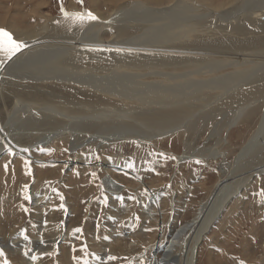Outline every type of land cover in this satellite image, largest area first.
I'll return each instance as SVG.
<instances>
[{
	"label": "rangeland",
	"instance_id": "rangeland-1",
	"mask_svg": "<svg viewBox=\"0 0 264 264\" xmlns=\"http://www.w3.org/2000/svg\"><path fill=\"white\" fill-rule=\"evenodd\" d=\"M113 1L116 3L114 6H112L111 0H83V3H80L79 0H62V3L64 9L69 13H74L72 8L78 9L80 12L91 11L97 18L105 21L113 16L117 5L126 7L132 1L146 3L152 8H160L176 3V0ZM186 1L199 5L205 3L204 6H201L209 10L211 8V10L219 13L221 10V7H219L220 3L227 2L228 0ZM156 10L158 11V9ZM233 10L228 9L227 11H231L230 13H232ZM242 12L244 10L241 12L236 11L234 12L235 14L232 13L237 17V19H233L234 22L246 17L247 13H250L248 11L243 15ZM164 13L166 14V12ZM211 14L213 12L210 11L209 15ZM228 16L226 13L225 19L230 20L231 18ZM40 20L47 22L54 29L58 26L59 20H67L68 22L64 25V29L57 28V30L55 29L56 33L46 34L63 40H67V37L59 36V34L66 32L68 34L71 28L70 24L78 22L82 24L83 22L87 23L90 21H77L71 17H65L61 11V0H0V28L10 32L13 39L21 41L23 44L32 42L33 39L38 37L37 35V37L33 38L32 35L35 34ZM151 21L150 17L148 22ZM92 22L93 20L90 21V23ZM123 22L122 25L125 28L121 29L119 33L116 32V35L111 30L101 27L103 29L100 28L99 37L104 41H113L114 43L119 39L117 47L128 44L120 43L123 41L122 39H138L134 34L138 35L141 32L132 30L127 22ZM164 22L168 23V27L172 26L171 22ZM177 26L174 24L172 30H168L170 33L164 31L161 39L156 41L155 38L153 45H146V50L148 48V50H151L149 54L154 53V55L148 58L151 60L146 59L136 64V66H140L136 67L139 69V72L147 71L146 69L148 68H145V65L159 67L158 69L167 70L166 73L170 74H173L176 66H190V69L188 68L187 70L194 73L191 75L192 77H182L173 80L176 85H179L180 89H186L188 85L195 88L198 87L196 85L198 82H216L217 75L221 74L220 76H222V74L231 73V71H234V67H238V71L246 69H248L246 71H250L252 67H257L253 66V64H246V66L227 65V68L219 69L217 74H215V68L206 65L207 59L202 61V58L204 59L205 52L211 50L216 53L231 54V57H236V53L246 51L250 47H252L251 49L264 48V35L258 38L254 33L246 34V30L243 29L244 33L242 35L228 38L230 40L221 35H219L220 37L217 35L219 38L209 35L208 37L214 39L204 38L199 41L196 40L198 35H195L193 40L191 38L190 42V39L188 41L183 40V34L185 33L183 29L181 32L176 33ZM182 26L184 25L182 24ZM83 27H81L82 30ZM20 32L27 33L26 35L31 37L22 40V35L18 34ZM172 32L173 34H171ZM181 34L183 37L181 36L180 41L176 42L175 35L180 36ZM91 36L93 35L88 32L83 37L84 42L88 41ZM41 37L44 36L41 35ZM214 41L216 43L220 42L219 44H212L215 43ZM252 43L253 45H251ZM195 44H197L196 47ZM129 45L133 44L129 43ZM204 46H208V48L204 50ZM199 47H202V49ZM24 48L22 47L11 58L1 52L0 68L5 69L3 66H7L6 61L13 58L19 60V57L28 55L29 52L27 50L24 51ZM249 54L252 53L248 52L247 55ZM106 57V61L102 59L99 60L100 62H90L96 66H110L112 63L110 62V58L112 60L117 58L112 53L110 55L107 54ZM124 57H127V55ZM173 58H176L175 61L179 63L173 64L171 62ZM164 61L166 62L165 65H163ZM43 62L49 63L48 60H44ZM224 62H230V60ZM26 64L29 63L26 62ZM203 64L205 66H202ZM32 65H35V63ZM46 65L45 67H48ZM51 65L73 66L72 62L67 65H60L57 64V61L51 63ZM126 69L124 67L122 70ZM173 75L176 76L175 74ZM242 75L244 74L237 73L235 76L239 77L234 78V81L238 83L237 79L240 80ZM147 79L152 81L159 78L158 76H150L148 73H146L145 78H137L141 82ZM36 87H41V85L38 84ZM43 87L79 102L99 104L100 107L105 104L108 107L112 106L111 108L113 109H119L122 104H126V101L119 102L116 98H110L107 101L108 98L106 99L103 95L93 92L91 89L75 85L51 83L45 84ZM8 90L12 93H16V90L17 92L21 91L22 96L31 99L33 98L31 97L33 94L34 98L37 95L32 89L31 91H27L16 85L4 87L2 89L4 98L0 97V117L3 120H5V107L10 109L13 103V97L6 94ZM200 90H194V92L200 94ZM239 90L246 91L247 88L245 90L240 89V87L234 88V91L238 92V97L235 98L234 102L229 103L226 102V99L223 100L221 108L217 107L218 110L215 109L217 110L216 112L213 110L210 113L211 115L209 114L210 117L203 120L204 123L201 120L195 127L191 125L192 123H189L188 131L184 130L185 135L178 136L175 134L165 136L164 138L155 140L152 144L125 141L121 144H114L97 150H94L93 146H84L70 153L68 149L69 142L67 140L60 139L56 142L45 144L42 147L30 146L29 140H32L31 137L37 133L34 134V131H30V129L23 130L22 132L14 131L13 137H11L15 142L22 143L23 152H30L34 156L36 155V157L43 158L46 160V163L40 165L29 162L18 152L16 153L11 149H6L0 154V253H2L0 254V264H150L154 253H156L157 258H160L162 255V246L158 250L155 249L156 243L160 238L162 240L167 239L166 237L172 235L179 226L191 221L197 210L198 203L208 197L210 191L215 188V182L221 179L223 181L224 178V181L231 182L230 187L238 185L242 187L238 193L231 197L220 215L210 225L197 248L195 264H264V195L261 194L264 192V172H256L259 168L264 167V150L259 154L260 157L258 156L257 160L253 161L250 158L252 153H255L254 149L256 147L252 148L253 151L249 150L250 152H248L251 155L245 158L246 161L247 159L251 161L247 165L239 166L243 159L240 162L235 158V155L242 150L250 133L256 128V123L259 121L258 117L264 115V102L250 105V107H254L251 108L252 110H249L251 113L248 110L247 113H244V116H246L242 117V121L245 118L247 119V121L246 119L243 121L244 123L240 119L239 123L229 127L226 131L225 129H221L219 134L213 131L214 127L219 128L226 121L230 111H235L242 103L246 104L244 100L251 99L249 102H255L256 100H260V93H264V90H261L259 93L253 91V94L247 95V93L240 92ZM172 97V99H178L176 95ZM239 97L246 99L242 100ZM200 98L202 100H199L201 102L197 106L192 104L189 99L187 101L189 104H192L191 106L200 108V106L207 103L205 101L207 97ZM36 99L42 102L40 98L36 97ZM18 100L20 101V103L18 101L19 108L16 110L18 114L15 115L18 116L19 120H23L24 118L26 120V117L37 112L33 107L23 105V101ZM236 100H240L241 102L238 103ZM54 103L60 105L56 101ZM173 106L174 103L171 107ZM198 109L194 112L199 113ZM170 113L173 117V111ZM197 113L194 116L199 115ZM74 116H70L71 119ZM79 116L81 117L78 118L79 120L85 118L82 114ZM176 116L180 119L184 117H180V115ZM250 118L253 120H250ZM34 119L42 125L40 119ZM71 119L69 118L70 121ZM108 125L110 127L109 123ZM10 126L13 127L14 125L5 124L3 126L4 132L8 133V135L6 134L7 136L13 133V129ZM43 127L42 125V128L39 130H43ZM199 127L201 130L197 131ZM94 129L91 128L89 130L92 133ZM185 138L192 143L188 151L190 154L192 153L193 157L185 161L186 163H176V156L183 154L185 151L183 142ZM222 138L226 139V141L221 143ZM65 141L68 143L67 145ZM219 152L226 153L225 161L228 162L226 165H231L230 169L238 161V167L235 166L237 170L230 175L229 180H226L227 178L221 176L219 172V161L222 159H214V155ZM244 154L246 155V153ZM76 155L78 157L84 156L87 164L84 166L80 162L73 163L71 157ZM50 161L57 162L53 164ZM112 162H115L121 169L119 171L110 169L107 172L99 168L102 164L106 165ZM109 173L117 181L129 187L120 194L108 195L104 190L103 180ZM199 180H203L204 183L198 182ZM155 200L159 203V208L161 207L162 211L160 213H157L158 206L154 202ZM149 209H153L155 211V218L159 221H165L163 222L165 225L160 227L155 221L146 220L145 214H147L146 211ZM76 229H80V231H76ZM194 230L191 229L188 236ZM54 238L56 242L54 244L50 243V240ZM110 256L116 259L110 260ZM157 264L160 263L158 262Z\"/></svg>",
	"mask_w": 264,
	"mask_h": 264
},
{
	"label": "bare ground",
	"instance_id": "bare-ground-1",
	"mask_svg": "<svg viewBox=\"0 0 264 264\" xmlns=\"http://www.w3.org/2000/svg\"><path fill=\"white\" fill-rule=\"evenodd\" d=\"M111 3L113 4L112 6L116 4L113 0H111ZM191 3L193 2H187L186 0H176V3H172V5L170 4L168 6H162L160 8H152L149 7L146 3L137 1L130 2L126 7L117 5V7H115L116 11L113 12V16L110 17V19L107 21L97 18L96 20H93L92 23H90L91 20L87 23L83 22L82 24H80V22L76 24L69 23L71 28L68 31V34L67 32L64 34H59V36L67 37V40L57 39L53 35H46L47 33H56L55 29L57 30V28H60L61 30L64 29L63 27L66 22H68L67 20H59V24L55 29L49 26L47 22H43L40 20V24L38 25L37 30H35V34L32 35L33 38L37 37V35L38 37L36 39H33L32 42L28 44L26 42L24 44L26 45L24 51L27 50L29 54L19 57V60L13 58L12 60L6 61L7 66H3L5 67V69L0 68L1 98H4L2 89H4V87H11L12 85L20 86L22 89L27 91H31L32 89L37 93V95H35V98L34 94L33 96L30 95L31 97H33L32 99L26 96H22L20 90V92H17L16 90V93H12L10 90H8V92L6 93L7 96L9 95L13 97V103L10 109H7V107H5V120L0 117V154H2V152H4L6 149H11L16 153L18 152L29 162L40 165L42 163H46V160L36 157V155L34 156L30 152L24 153L21 147L22 143H17L12 138L14 131L22 132L23 130L26 131L29 129L30 131H34V134L37 133L36 135L31 137L32 140H29L30 146L42 147L45 144L47 145L60 139H64L69 142L68 149L70 150V153L75 152L78 148L84 146H93V149L97 150L106 146L121 144L125 141H134L138 143L142 142L141 144H143V142H146L152 144L155 140L164 138L165 136H171L175 134H177L178 136L185 135L184 130H187L189 123H192L191 125L193 127H195L201 120L202 123H204L203 120H206L208 117H210L209 114L213 110L217 109V107L222 106L223 100L226 99V102L229 103L234 102L235 98L238 97V92L234 91V88L240 87V89L244 90L245 88H247L246 91L239 90L240 92L247 93V95L253 94V91L259 93L261 90H264V48L251 49L252 47L249 46L250 48L248 50L246 49V51L236 53V57H231V54L223 52L216 53L213 50L205 52L204 59L202 58V61L207 59V63L205 64L214 67L215 74H217V71L219 69L227 68V65L246 66V64H253V66L257 67H252V70L250 71H246L248 69L238 71V67H234V71H231V73L224 75L222 74V76H220L221 74L217 75L216 82H198L196 84L198 85V87L196 88L188 85L186 89H180L179 85H176L173 82V80H175L176 78L192 77L191 75H193L194 73L187 70L188 68L190 69V66H176L173 70V74H175L176 76L170 73H166L167 70H160L158 69L159 67L156 68V66H146L145 64L144 67L148 68L146 69L147 71H138L139 69H137L136 67L140 66H136V64H138L140 61L153 57L152 55H154V53L149 54L151 50H148L149 48L146 50V45H153V41H155V38L156 41L161 39L163 37V32L168 31L169 29L172 30L174 24L178 25L176 27V33L181 32V30L183 29V32H185L183 34V40L188 41L190 39V42L191 38L193 40V37L195 35H198V38H196V40L199 41L204 38H210L213 40L214 38L208 37L209 35L213 37L221 35L223 37H226L227 39L233 38L237 35H242L244 33L243 29L246 30V34L254 33L258 38H260L259 36L264 35V0H228L227 2L220 3V5L218 4L219 7H221L219 13L211 10V8L209 10L208 8L203 7L205 3L201 4L203 6L196 3ZM156 9H158V11ZM228 9H234V12H241L244 10V12H242L243 15H245V12L248 11H250V13H247L246 17L240 18L236 20V22H234L233 19H237V17L232 14L234 13L233 11L232 13H230L231 11H227ZM72 10L74 11V13L80 12L75 8H72ZM210 11L213 12V14L209 15ZM164 12H166L167 15ZM226 13L229 15L228 17H230L232 21L231 19H225ZM150 17L152 21L148 22V19ZM123 21L127 22L132 30L141 32L138 35L134 34L138 39L141 40H138L136 38L131 40L122 39L123 41L120 43H132L133 45L128 46L127 44L117 47V42L119 41V39L114 43L113 41H104L99 37L98 33L101 27L111 30V32L113 34L115 33L116 35V32L119 33L121 29L125 28L122 25ZM164 21L171 22L170 24H172V26L168 27V23H165ZM182 24L184 26H182ZM82 26H84L83 30L81 29ZM144 28H146V30H144ZM88 32L93 36H91L88 41L84 42L83 37L87 35ZM20 33L18 34L22 35V40L29 39L31 37L26 35L27 33ZM171 34H173V32ZM41 35H43L44 37H41ZM181 36L182 34L180 36L175 35V41H180ZM219 42H215L212 44H219ZM196 45L197 44H195V47ZM251 45H253V43ZM202 47L199 48L202 49ZM205 48H208V46H204V50ZM248 52H251L252 54L247 55ZM111 53L114 54V56H116L117 58H114L113 60L110 58V62H112L111 64L109 63L110 66H96L95 64L91 63L92 61L97 62L102 59H105L106 61L107 54L110 55ZM253 53L255 54L253 55ZM125 55H127V57H124ZM175 59L176 58H173L171 62L173 64L179 63L175 61ZM44 60H48L49 63L47 64V62H43ZM226 60H230V62H224ZM56 61L57 64L60 65H67L72 62L73 66H52L51 63ZM26 62L29 64H26ZM166 62H168V60H166ZM166 62L164 61L163 65H165ZM188 62H190V60H188ZM33 63H35V65H32ZM197 64L199 65L198 61ZM205 64H203L202 66H205ZM45 65L48 67H45ZM124 67H126L127 69L122 70ZM239 72L244 75L240 77V80L237 79V81H239L237 83L236 81H234V78L239 77L235 76ZM146 73L150 74V76H158L159 79L152 81L147 79L143 80V82L137 80V78H145ZM51 83H65L75 85L77 87H84L93 90V92H97L103 95L106 99L108 98L107 101L110 98H116L119 102L126 101V104H122L119 109H113L111 108L112 106L108 107L105 106V104L104 106L100 107L99 104L95 105L89 102H79L60 93H55L46 87H43L45 84ZM38 84L41 85V87H36V85ZM142 88L146 90L144 91ZM193 89L195 91H199L201 89L200 94L198 92H194ZM174 95H176L178 99H172V96ZM260 95V100H256L255 102H249L251 99L244 100L246 101V104L242 103L241 105H239V107L236 108L235 111H230L228 114V118L226 119L225 117L226 121H224V123L221 124L219 128L214 127L213 131H216V133L219 134L221 129H225L226 131L229 127L239 123L240 119V121H242L244 113H247L251 108L254 107H250V105H254L256 103L258 104V102H264V93L262 92L260 93ZM205 96L207 97L205 99L207 103H202L203 105L200 106V108H195V106L200 104L199 102L201 101L199 100H202L200 97ZM36 97L40 98L42 102L37 100ZM18 99L23 101V105H29L30 107H33L35 110H37V112H34L30 116L26 117V120L25 118L23 120H19L18 116L15 115L18 114L16 111L19 108ZM188 99L192 104L195 105L194 107L191 106V103H188ZM239 99L243 100L246 98L239 97ZM55 101L60 105H56L54 103ZM236 101L238 103L241 102L240 100ZM173 103L174 106L171 107ZM201 107H203V109H201ZM196 109L199 110V113L194 112ZM217 110H215V112ZM172 111L174 114L173 117L170 113ZM249 112L251 113V111ZM196 113L199 115L194 116ZM80 114L84 115L85 118L79 120L78 118L80 117ZM72 115H75V119L72 118L73 120L70 117ZM176 115L184 117H182L183 119H180ZM34 118L41 120L42 125L44 126L43 130H39L42 128V125ZM69 118L71 119V121L69 120ZM258 118L259 121L256 123V128H254L252 133H250V135L248 136L247 140L245 141V145L242 147V150L237 155H235L236 160L241 162V160L243 159L241 165L239 166L250 164V159H252V161L257 160L261 151L264 150V115ZM245 119L243 121H245ZM250 120L253 119L250 118ZM126 122L131 123L126 124ZM108 123L110 124V127ZM5 124L14 125L13 127L10 126L11 129H13L12 135L7 136L8 133L4 132L3 126H5ZM91 128H95L92 133L89 130ZM107 130L109 131L107 132ZM200 130L201 129L199 127L197 131ZM225 141L226 139H221V143ZM183 142L185 151L183 154L176 156L175 161L177 163L185 162L193 157L192 153L190 154L188 151V148L192 143H190L187 138H185ZM67 144L68 143L66 142V145ZM254 147H256L254 149L255 153H252L251 155L249 152ZM244 150L245 152H243ZM244 153H246V155ZM225 154L226 153L224 152H219L218 154L214 155V159H222L221 161H219L218 169L221 173V176H225L227 178L226 180H229L230 175L237 170L238 161H236L234 166L232 165V168L230 169L231 165H226V163L228 164V162L225 161ZM250 155L251 158L247 159V162L246 158ZM85 159L86 158H84V156L78 157L76 155L71 157V161H73V163L80 162L84 166L87 164ZM55 162L57 161H50V163L53 164ZM99 168H102L107 172L110 171V169L116 171H119V169H121L118 165L115 164V162L108 163L106 165L102 164V166ZM256 172H264V167L259 168V170H256ZM134 176L137 177L136 175ZM224 179L223 181H221V179L215 182V188L210 191L208 197L202 199L198 203V206L196 208L197 210L191 221L185 222L183 225L179 226V228L173 234L171 233L172 235L166 237L167 239L165 240L163 239L164 241L160 238V240L156 243L155 249L158 250L162 246V255L160 256V258H157L156 253H154L150 264H157L158 262L160 264H195V261L197 259V248L201 240L205 236L207 230L209 229L210 225L220 215L222 209H224L226 203L231 199V197L238 193V191L242 187L241 185L230 187L231 182L224 181ZM103 182L104 190L110 196H113L115 194L117 195L118 193L120 194L123 190L129 187L117 181L110 175V173L106 175ZM154 202H156V205L158 206L157 213H160L162 210L161 207L159 208V203L156 200ZM146 213V220L155 221V223H158L160 227L165 225V223H163L165 221H159L157 220V218H155V211L153 209H149L148 211H146ZM191 229L195 230L192 232V234H190V236H188ZM54 242H56L55 238L50 240V243L54 244ZM144 256L146 257L145 254Z\"/></svg>",
	"mask_w": 264,
	"mask_h": 264
},
{
	"label": "snow or ice",
	"instance_id": "snow-or-ice-1",
	"mask_svg": "<svg viewBox=\"0 0 264 264\" xmlns=\"http://www.w3.org/2000/svg\"><path fill=\"white\" fill-rule=\"evenodd\" d=\"M79 2L83 3V0H79ZM61 11L65 15V17H71L77 21L97 19V17L91 11L69 13L64 9L62 0H61ZM25 46L26 45H24L23 42L13 39V36L10 32H8L3 28H0V52H3L6 56L11 58L13 55H15L16 52L20 51L21 48ZM261 194L264 195V192H262ZM76 231H80V229H76ZM109 259L111 260L116 258L110 256Z\"/></svg>",
	"mask_w": 264,
	"mask_h": 264
},
{
	"label": "crops",
	"instance_id": "crops-1",
	"mask_svg": "<svg viewBox=\"0 0 264 264\" xmlns=\"http://www.w3.org/2000/svg\"><path fill=\"white\" fill-rule=\"evenodd\" d=\"M176 162V161H175ZM177 163V162H176ZM186 163V162H184ZM198 182L204 183L203 180H199ZM190 190H192V188H190ZM186 206V205H185Z\"/></svg>",
	"mask_w": 264,
	"mask_h": 264
}]
</instances>
